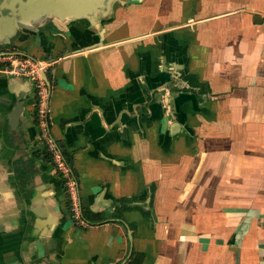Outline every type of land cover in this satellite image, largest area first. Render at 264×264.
<instances>
[{
    "label": "crops",
    "instance_id": "crops-1",
    "mask_svg": "<svg viewBox=\"0 0 264 264\" xmlns=\"http://www.w3.org/2000/svg\"><path fill=\"white\" fill-rule=\"evenodd\" d=\"M0 47L55 62L51 136L118 216L73 223L0 76V264H264V0H0Z\"/></svg>",
    "mask_w": 264,
    "mask_h": 264
},
{
    "label": "built area",
    "instance_id": "built-area-1",
    "mask_svg": "<svg viewBox=\"0 0 264 264\" xmlns=\"http://www.w3.org/2000/svg\"><path fill=\"white\" fill-rule=\"evenodd\" d=\"M55 64L51 60H41L15 49L0 47V76L14 77L29 83L33 91L34 110L32 119L39 133L40 143H44L50 153L56 173L64 181L70 218L76 226L87 227L81 215L80 191L71 169L65 164L56 142L51 136V96L52 81L50 69Z\"/></svg>",
    "mask_w": 264,
    "mask_h": 264
},
{
    "label": "trees",
    "instance_id": "trees-1",
    "mask_svg": "<svg viewBox=\"0 0 264 264\" xmlns=\"http://www.w3.org/2000/svg\"><path fill=\"white\" fill-rule=\"evenodd\" d=\"M56 147H57V150L60 152L63 161L71 169V171H72V173H73V175L75 177V174H74L73 169H72V164H71V160H70L69 155H67L66 152L63 151L59 147L57 142H56ZM32 156L35 159L36 158H41L43 161H46L47 163H52V159H51L50 153L48 152V150H47L46 146L44 145V143H40L39 147L37 149L33 150ZM59 178L61 180V185L64 186V181L61 179L60 175H59ZM120 208H122V206ZM81 215H82V218L87 223V226H95V225L102 224V223H109V222L112 221V219L113 220L115 219V221H116V219L118 218V216H115V218L107 219V218L103 217L99 213H94V212H92L90 210L84 209L82 206H81ZM30 225L32 226V221H31ZM27 231L28 232L26 233V235H27V237H30V234H31L30 226H29V229H27Z\"/></svg>",
    "mask_w": 264,
    "mask_h": 264
},
{
    "label": "water",
    "instance_id": "water-1",
    "mask_svg": "<svg viewBox=\"0 0 264 264\" xmlns=\"http://www.w3.org/2000/svg\"><path fill=\"white\" fill-rule=\"evenodd\" d=\"M23 84H28V87L30 88L31 86L29 85V83L28 82H26V81H24V80H22V79H19ZM22 106H23V104H21V102L20 103H18L17 104V106H16V109H15V112H14V115H15V117H20V115L22 114ZM13 115V116H14Z\"/></svg>",
    "mask_w": 264,
    "mask_h": 264
}]
</instances>
